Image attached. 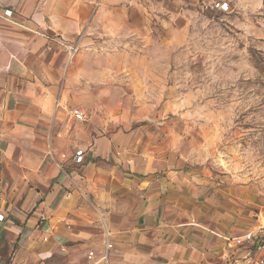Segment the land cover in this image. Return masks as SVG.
I'll return each mask as SVG.
<instances>
[{
  "label": "crops",
  "instance_id": "1",
  "mask_svg": "<svg viewBox=\"0 0 264 264\" xmlns=\"http://www.w3.org/2000/svg\"><path fill=\"white\" fill-rule=\"evenodd\" d=\"M159 3L0 0V264H231L250 253L243 236L264 210L249 188L212 186L186 170L129 175L111 165L110 191L136 210L126 231L105 221L108 250L104 232L101 241L70 225L79 211L72 157L81 149L83 161L108 158L110 140L80 135L68 109L87 111L108 79L147 77L134 64L149 42L133 40ZM52 37L79 51L70 60Z\"/></svg>",
  "mask_w": 264,
  "mask_h": 264
},
{
  "label": "rangeland",
  "instance_id": "2",
  "mask_svg": "<svg viewBox=\"0 0 264 264\" xmlns=\"http://www.w3.org/2000/svg\"><path fill=\"white\" fill-rule=\"evenodd\" d=\"M162 2L133 40L149 42L134 64L147 77L102 82L106 93L90 96L76 127L92 142L110 140L108 158L73 156L69 165L79 206L70 225L101 241L109 217L119 233L136 210L110 191L111 165L129 175L186 170L212 186L242 184L264 210V0Z\"/></svg>",
  "mask_w": 264,
  "mask_h": 264
},
{
  "label": "built area",
  "instance_id": "3",
  "mask_svg": "<svg viewBox=\"0 0 264 264\" xmlns=\"http://www.w3.org/2000/svg\"><path fill=\"white\" fill-rule=\"evenodd\" d=\"M226 3H218V6H224ZM227 5V4H226ZM12 15L11 9H5L3 11V16L9 17ZM0 16H2L0 14ZM53 41L61 44L69 53V59L71 60L75 54L79 51V46L75 43H68L60 37H52ZM68 112L77 120L84 119V113L74 107L68 109ZM84 159V151L78 150L74 156L76 162H81ZM5 216L0 213V221H3ZM262 224L259 225L256 229L248 231L243 237L244 240L248 243L251 248V251L243 260H235L231 264H264V215L261 216ZM105 248L106 250L113 247L112 236L113 232L109 228H105ZM94 251H90L89 257H93ZM106 257V256H105Z\"/></svg>",
  "mask_w": 264,
  "mask_h": 264
}]
</instances>
